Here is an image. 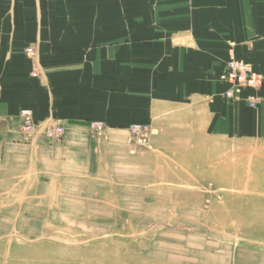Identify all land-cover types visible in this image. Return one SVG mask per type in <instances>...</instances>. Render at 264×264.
Segmentation results:
<instances>
[{
  "label": "crops",
  "instance_id": "obj_1",
  "mask_svg": "<svg viewBox=\"0 0 264 264\" xmlns=\"http://www.w3.org/2000/svg\"><path fill=\"white\" fill-rule=\"evenodd\" d=\"M230 60L261 85L226 99ZM233 140L264 143V0H0L1 216L84 214L93 192L189 181Z\"/></svg>",
  "mask_w": 264,
  "mask_h": 264
},
{
  "label": "rangeland",
  "instance_id": "obj_2",
  "mask_svg": "<svg viewBox=\"0 0 264 264\" xmlns=\"http://www.w3.org/2000/svg\"><path fill=\"white\" fill-rule=\"evenodd\" d=\"M218 145L189 181L93 192L84 214L0 215V264H264V143Z\"/></svg>",
  "mask_w": 264,
  "mask_h": 264
},
{
  "label": "built area",
  "instance_id": "obj_3",
  "mask_svg": "<svg viewBox=\"0 0 264 264\" xmlns=\"http://www.w3.org/2000/svg\"><path fill=\"white\" fill-rule=\"evenodd\" d=\"M33 48H27L28 55L33 54ZM223 81L229 84L230 88L223 94L226 99L235 98L242 90L251 89L255 90L261 83V77L256 74L249 64L230 60L226 65V73L221 78ZM246 103L248 107L253 108L256 105L254 98H247ZM22 119L21 132L25 136H32L34 133V125L31 118V113L28 110H23L20 113ZM90 128L96 131L103 130L105 126L102 123H91ZM132 135L139 136L144 139L147 130L145 127L133 125L129 128ZM63 128L58 124H49L44 130V137L53 143H58L63 137Z\"/></svg>",
  "mask_w": 264,
  "mask_h": 264
},
{
  "label": "bare ground",
  "instance_id": "obj_4",
  "mask_svg": "<svg viewBox=\"0 0 264 264\" xmlns=\"http://www.w3.org/2000/svg\"><path fill=\"white\" fill-rule=\"evenodd\" d=\"M234 180V179H233ZM259 201V200H258ZM257 202V201H256ZM256 204H258V203H256ZM256 207V206H255ZM264 225V224H263Z\"/></svg>",
  "mask_w": 264,
  "mask_h": 264
}]
</instances>
